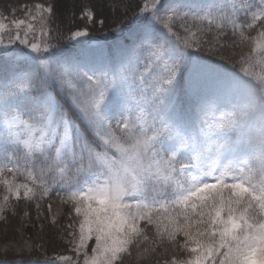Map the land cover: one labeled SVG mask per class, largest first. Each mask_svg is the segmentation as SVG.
<instances>
[{
	"label": "snow or ice",
	"instance_id": "1",
	"mask_svg": "<svg viewBox=\"0 0 264 264\" xmlns=\"http://www.w3.org/2000/svg\"><path fill=\"white\" fill-rule=\"evenodd\" d=\"M107 7L81 19H111V48L71 58L51 4L0 16V224L21 233L0 264H264V0ZM53 193L64 250L8 259L40 252L23 228Z\"/></svg>",
	"mask_w": 264,
	"mask_h": 264
},
{
	"label": "trees",
	"instance_id": "2",
	"mask_svg": "<svg viewBox=\"0 0 264 264\" xmlns=\"http://www.w3.org/2000/svg\"><path fill=\"white\" fill-rule=\"evenodd\" d=\"M43 3L45 5L51 4L53 6V15L51 18V28L53 29V35L56 39L53 41L59 42L61 47V52L63 56L75 57L80 55L84 50L88 48H96L97 45L107 46L108 49L111 48L113 42L117 39V36L113 35L111 32L112 21L108 20V24L101 29L99 23L94 27L90 22L84 18L81 19L82 11L85 6L94 9L97 18H108L111 16V9L107 7L110 0H0V16H7L8 21L13 18L12 14L14 12L15 18H24L25 12L22 10L23 5H34L35 3ZM100 2V3H99ZM121 3L134 7L137 2H142V0H120ZM87 29L90 32L88 37L78 38L79 41L83 43H78L77 41L67 40L66 37L70 35L71 31ZM230 38V34H229ZM208 41L212 40V34L209 33L205 36ZM95 41V47H89L90 43ZM208 45L205 44V49ZM233 49L225 47L220 50L221 55L229 56ZM205 58L208 57L207 51L201 53ZM236 58V57H234ZM215 59V57H211ZM5 71L3 67H0V76H3ZM180 106L183 109H187L189 106V101L186 95L183 93L180 96ZM2 193V189H0ZM48 203H52L53 212L57 208L61 207L58 201V197L55 193L52 194L50 201H45L43 205L44 216L38 221L36 220L35 209L31 206V221L25 222L23 228V239L31 238L32 244L35 246L37 244L42 245L40 252H33L32 256L29 257L25 254L23 257L15 256L13 252L7 254L8 259L24 260L36 259L43 261V255L41 253L52 256L57 252H61L66 247L60 240L57 233L60 228H54L48 219ZM21 207H23V202H21ZM67 207L64 208V215L60 217V225L63 226L67 223ZM43 224V228H41ZM19 227V217L11 219V223L8 225L0 224V245L4 244L5 241L11 239H21V233L16 229ZM5 259L4 253L0 252V260ZM155 259L151 261V264H155ZM161 260L163 258H160Z\"/></svg>",
	"mask_w": 264,
	"mask_h": 264
},
{
	"label": "rangeland",
	"instance_id": "3",
	"mask_svg": "<svg viewBox=\"0 0 264 264\" xmlns=\"http://www.w3.org/2000/svg\"><path fill=\"white\" fill-rule=\"evenodd\" d=\"M100 3V2H99ZM95 43V41H92L89 45V47H95L96 46V44H94ZM105 48H108L107 46H104ZM91 243H94V242H90V244Z\"/></svg>",
	"mask_w": 264,
	"mask_h": 264
}]
</instances>
